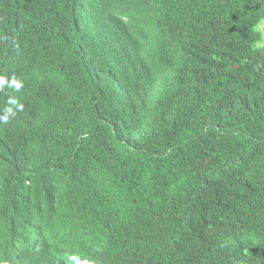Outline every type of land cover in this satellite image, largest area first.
<instances>
[{
  "label": "trees",
  "instance_id": "16d2710c",
  "mask_svg": "<svg viewBox=\"0 0 264 264\" xmlns=\"http://www.w3.org/2000/svg\"><path fill=\"white\" fill-rule=\"evenodd\" d=\"M0 264H264V0H0Z\"/></svg>",
  "mask_w": 264,
  "mask_h": 264
},
{
  "label": "clouds",
  "instance_id": "9594fccd",
  "mask_svg": "<svg viewBox=\"0 0 264 264\" xmlns=\"http://www.w3.org/2000/svg\"><path fill=\"white\" fill-rule=\"evenodd\" d=\"M19 110H23V105H19ZM5 122H7V121H5Z\"/></svg>",
  "mask_w": 264,
  "mask_h": 264
}]
</instances>
